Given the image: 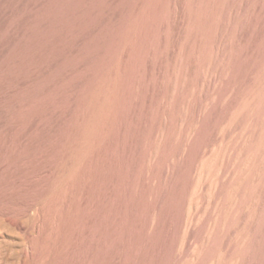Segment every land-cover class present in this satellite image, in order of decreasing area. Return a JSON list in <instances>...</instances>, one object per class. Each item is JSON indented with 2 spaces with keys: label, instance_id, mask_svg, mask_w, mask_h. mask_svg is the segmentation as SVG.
Masks as SVG:
<instances>
[{
  "label": "rangeland",
  "instance_id": "obj_1",
  "mask_svg": "<svg viewBox=\"0 0 264 264\" xmlns=\"http://www.w3.org/2000/svg\"><path fill=\"white\" fill-rule=\"evenodd\" d=\"M0 264H264V0H0Z\"/></svg>",
  "mask_w": 264,
  "mask_h": 264
}]
</instances>
